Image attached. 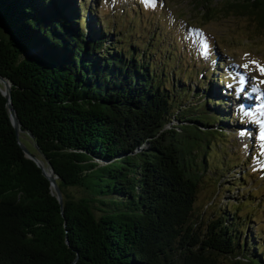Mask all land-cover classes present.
Here are the masks:
<instances>
[{
  "label": "trees",
  "instance_id": "16d2710c",
  "mask_svg": "<svg viewBox=\"0 0 264 264\" xmlns=\"http://www.w3.org/2000/svg\"><path fill=\"white\" fill-rule=\"evenodd\" d=\"M137 1L126 13L142 20L138 32L100 18L92 0H0V33L24 55L31 91L22 122L63 199L60 208L0 113V264H264L262 232L248 231L261 206L250 196L228 211L213 205L231 169L249 164L226 151L235 133L226 124L240 121L226 62L212 45L195 76L178 56L182 32L159 47L164 30L144 33ZM213 1L195 2L200 21L247 16L264 35V0H216L217 12ZM248 175L230 186L245 187Z\"/></svg>",
  "mask_w": 264,
  "mask_h": 264
},
{
  "label": "rangeland",
  "instance_id": "374dc122",
  "mask_svg": "<svg viewBox=\"0 0 264 264\" xmlns=\"http://www.w3.org/2000/svg\"><path fill=\"white\" fill-rule=\"evenodd\" d=\"M92 1L94 6H98L96 12L99 13L100 18L105 15L107 18H111L112 21L124 25L128 23L135 24L137 32L139 30L138 26L143 25L141 24L142 20L140 23L138 18L134 19L136 14L130 13L128 15L126 13V10L130 9L135 0ZM154 1H158L159 4L154 3ZM197 1L138 0L137 2L141 4V10L144 12L143 20L150 23V27L144 29V33L150 35L152 32L163 29L165 39L162 41L163 43L159 44V47L163 48L169 46L173 36L177 37L178 33L182 32L181 41L178 38L175 39L177 41V51L180 53L178 56L182 55L187 60L188 66H192L195 76L201 69V65L210 64V47L213 45L219 52L218 60L226 62L225 66L229 71L226 76L230 81L225 82L227 88L232 87L233 89L232 98L240 100L238 103L240 110L242 106L240 103H243L244 108L249 113L255 112L256 109L251 107L256 100L255 96L261 95L264 99V83H260L261 80H264V74H261L259 67L253 62H258L261 67H264V35L260 36L253 33L254 24L247 16L229 15L224 17L222 13H219L212 21H200L199 12L201 9L194 8ZM222 6H224V2L213 1L214 12L221 10ZM182 29L183 31H181ZM205 43L207 44V50L203 47ZM243 64H248L249 68L245 70L241 67ZM241 76L247 82L245 85L240 83ZM195 84L190 81L188 85L192 87ZM241 85L242 88H240ZM240 110L236 111L238 112L236 113L238 114L237 118L240 121H234L231 125L226 124L227 129L235 131L233 136L228 139L229 144L226 145V151L233 154L234 158L241 156V160H244V162L248 158L249 164L247 166L240 163V165L231 169L229 176L221 181L222 185L219 187L213 205H217V208L222 211H228L229 204H240L246 201L249 196L250 199L254 198L252 204L261 207L255 208L253 215L256 216L257 221L251 223L252 226L250 225L248 231H252L253 234L261 231L264 240V139H261L264 128L260 126V118L251 116L246 118L245 113ZM256 114L260 115L262 112L256 111ZM244 172L249 174L245 187H240V190L237 187H231L230 184L233 183L234 179L240 177ZM210 193L208 183L199 188L197 209L203 212L204 219L212 215L213 207L208 206L205 208L210 199ZM239 195H242L240 202L238 200ZM252 195L254 197H251ZM262 263H264V259H262Z\"/></svg>",
  "mask_w": 264,
  "mask_h": 264
},
{
  "label": "water",
  "instance_id": "95a60500",
  "mask_svg": "<svg viewBox=\"0 0 264 264\" xmlns=\"http://www.w3.org/2000/svg\"><path fill=\"white\" fill-rule=\"evenodd\" d=\"M24 55L16 53L9 37L0 33V113L11 128L15 144L24 158L31 161L49 183L50 194L60 208L63 205L62 194L50 160L41 152L35 136L27 129L22 119H30L33 107L30 90L25 88L24 70L21 64Z\"/></svg>",
  "mask_w": 264,
  "mask_h": 264
},
{
  "label": "snow or ice",
  "instance_id": "6c2138e0",
  "mask_svg": "<svg viewBox=\"0 0 264 264\" xmlns=\"http://www.w3.org/2000/svg\"><path fill=\"white\" fill-rule=\"evenodd\" d=\"M203 47L205 48V50H207V44L206 43L203 45ZM253 63L256 64L257 67H259L261 74H264V67H261L258 64V62H253ZM241 67L244 68L245 70H247L249 68V65L243 64ZM253 79H255V78L253 77ZM244 82H245V78L243 76H241L240 77V83L243 84ZM260 83H264V80H261ZM241 91H243V89H241ZM261 139H264V134L261 135Z\"/></svg>",
  "mask_w": 264,
  "mask_h": 264
},
{
  "label": "bare ground",
  "instance_id": "6f19581e",
  "mask_svg": "<svg viewBox=\"0 0 264 264\" xmlns=\"http://www.w3.org/2000/svg\"><path fill=\"white\" fill-rule=\"evenodd\" d=\"M245 85V84H244ZM246 89H247V87H245ZM260 97H262L261 95H259ZM263 98V97H262ZM263 101H264V99H263ZM248 107H249V105H248ZM239 108V107H238ZM239 110H240V108H239ZM245 110H247V109H242V110H240L241 112H244ZM255 111V110H254ZM256 111L257 112H262V114L264 113V110H262V108H261V105L259 104V106L256 108ZM255 111V112H256ZM262 117L264 118V115H262ZM262 118V119H263ZM262 127L264 128V124L262 125Z\"/></svg>",
  "mask_w": 264,
  "mask_h": 264
}]
</instances>
